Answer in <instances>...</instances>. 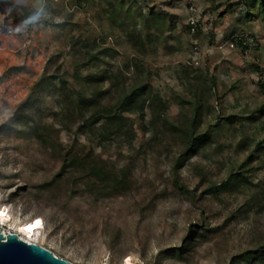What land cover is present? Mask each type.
<instances>
[{"label":"rangeland","instance_id":"obj_1","mask_svg":"<svg viewBox=\"0 0 264 264\" xmlns=\"http://www.w3.org/2000/svg\"><path fill=\"white\" fill-rule=\"evenodd\" d=\"M259 5L0 0V207L75 264H264ZM135 87L131 135H102Z\"/></svg>","mask_w":264,"mask_h":264},{"label":"trees","instance_id":"obj_2","mask_svg":"<svg viewBox=\"0 0 264 264\" xmlns=\"http://www.w3.org/2000/svg\"><path fill=\"white\" fill-rule=\"evenodd\" d=\"M260 2V9L262 11V13H264V0H259ZM152 18V17H151ZM151 20V19H150ZM238 41L236 42V44H240L243 45V40L242 38H237V37H233V41ZM98 55H91L89 56V61L93 60V59H97L98 60ZM139 87H135L133 89H131L129 92H124L122 94V96L120 97V100L118 101V105H117V109L116 110H111L107 115H105V121H103L102 124H100L99 129L101 130L102 135L108 134V133H113V134H124L126 136H130V132H129V128L126 127V122H125V117L123 115V112L126 110H133L134 106H137V96H138V92H139ZM139 97V96H138ZM199 111V108H197ZM200 113L198 112V114H196V116H193L185 125L181 126V127H176L181 133H184L185 139L187 140V142L190 144V150L195 151L197 149L198 146H200L202 143H205L207 140V134H196L194 130H192V128L194 129L196 124L199 121V116ZM98 118L99 116L95 114H92V116H90L89 118H87L85 120V124L86 126H94L95 123L98 122ZM171 126L174 127V125L170 124ZM75 157H72L70 159V162H74ZM68 161V159H67ZM92 172L95 174V176L98 179H101V181L103 180L102 177H104V172L101 169V167L99 165H94L91 168ZM261 254H264V246H263V251Z\"/></svg>","mask_w":264,"mask_h":264},{"label":"water","instance_id":"obj_3","mask_svg":"<svg viewBox=\"0 0 264 264\" xmlns=\"http://www.w3.org/2000/svg\"><path fill=\"white\" fill-rule=\"evenodd\" d=\"M0 264H75L39 243H28L18 233L0 229Z\"/></svg>","mask_w":264,"mask_h":264},{"label":"bare ground","instance_id":"obj_4","mask_svg":"<svg viewBox=\"0 0 264 264\" xmlns=\"http://www.w3.org/2000/svg\"><path fill=\"white\" fill-rule=\"evenodd\" d=\"M0 213L4 214L0 215V225L5 231V226L10 225L11 228L9 229L14 227V232L18 233L19 237H22L28 243L35 242L44 245L41 242L44 238V220L41 216H35L29 220H16L11 216L6 205L0 207ZM7 234L6 232L5 235ZM123 262V264H133L130 256H126Z\"/></svg>","mask_w":264,"mask_h":264},{"label":"built area","instance_id":"obj_5","mask_svg":"<svg viewBox=\"0 0 264 264\" xmlns=\"http://www.w3.org/2000/svg\"><path fill=\"white\" fill-rule=\"evenodd\" d=\"M0 229L3 231V233H4V235L6 234V232L7 233H11V232H14V230H11V229H6V231H5V229L0 225ZM42 245V244H41Z\"/></svg>","mask_w":264,"mask_h":264},{"label":"clouds","instance_id":"obj_6","mask_svg":"<svg viewBox=\"0 0 264 264\" xmlns=\"http://www.w3.org/2000/svg\"><path fill=\"white\" fill-rule=\"evenodd\" d=\"M20 30V28H17V31H19Z\"/></svg>","mask_w":264,"mask_h":264},{"label":"snow or ice","instance_id":"obj_7","mask_svg":"<svg viewBox=\"0 0 264 264\" xmlns=\"http://www.w3.org/2000/svg\"><path fill=\"white\" fill-rule=\"evenodd\" d=\"M0 215H4L3 213H0Z\"/></svg>","mask_w":264,"mask_h":264}]
</instances>
